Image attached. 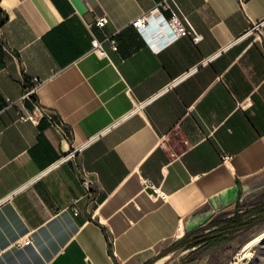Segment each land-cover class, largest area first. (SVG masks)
<instances>
[{
	"label": "crops",
	"instance_id": "crops-1",
	"mask_svg": "<svg viewBox=\"0 0 264 264\" xmlns=\"http://www.w3.org/2000/svg\"><path fill=\"white\" fill-rule=\"evenodd\" d=\"M161 1L0 0V264H143L264 189V0H174L201 39L158 48Z\"/></svg>",
	"mask_w": 264,
	"mask_h": 264
},
{
	"label": "built area",
	"instance_id": "built-area-1",
	"mask_svg": "<svg viewBox=\"0 0 264 264\" xmlns=\"http://www.w3.org/2000/svg\"><path fill=\"white\" fill-rule=\"evenodd\" d=\"M242 1V0H241ZM161 9H167L170 11V16L165 17L162 13ZM107 22L106 16L98 17L94 24L99 27L103 28V26ZM91 23L86 22V27L88 28L92 39L91 44L93 50L97 52L104 53V49L102 46L101 40H99L91 30ZM131 25L135 27L141 36L148 42L149 44H154L157 39L162 40V43L157 46L158 48H162L166 44L174 41L180 36L183 35H192V38L195 42L201 39V35L196 33L194 28L188 22L187 18L182 13L179 6L176 4L174 0H162L158 5L152 8L150 11L145 12L137 17H135L131 21ZM249 32L255 33L257 36L264 38V18L257 22H252L250 25ZM105 39H108V36L105 35ZM112 48L116 49L117 44L116 42L111 39L110 40ZM156 47V48H157ZM157 48V49H158ZM36 78L31 79V84L27 86L22 93V95L17 100L7 99L9 105H14L18 101H24L25 99H31L36 85ZM172 83L168 84L171 85ZM43 115L42 111L34 105L33 109L26 111L24 114L21 115V118L31 120L33 122L37 121ZM54 126L56 127L57 131L59 132L62 139L66 138V133L61 128L60 125L54 122ZM79 147L73 148L69 153L68 156H73ZM64 159V158H62ZM61 159V160H62ZM148 186L153 188L155 191L158 192L157 188L150 182H146ZM93 181L88 177L82 178V186L84 188V194L79 197H72L69 201V206L73 210V212H78V202L82 199L85 195L91 193Z\"/></svg>",
	"mask_w": 264,
	"mask_h": 264
},
{
	"label": "rangeland",
	"instance_id": "rangeland-1",
	"mask_svg": "<svg viewBox=\"0 0 264 264\" xmlns=\"http://www.w3.org/2000/svg\"><path fill=\"white\" fill-rule=\"evenodd\" d=\"M262 203H264V189L257 195H249L243 198L236 207L235 205L210 207L194 224L191 232L203 234L213 230L218 227L217 222L233 216L236 208L245 211L249 210L252 205ZM263 231L264 221H261L233 233L228 241L217 248L208 249L206 246H201L198 249L188 248L180 253L177 250L172 251L168 253L169 256L162 264H264V239L256 242L249 249L245 258L236 256L244 243Z\"/></svg>",
	"mask_w": 264,
	"mask_h": 264
},
{
	"label": "trees",
	"instance_id": "trees-1",
	"mask_svg": "<svg viewBox=\"0 0 264 264\" xmlns=\"http://www.w3.org/2000/svg\"><path fill=\"white\" fill-rule=\"evenodd\" d=\"M24 80L25 82H28L26 77ZM261 221H264V207H257L243 212H239V210L236 209L233 216L217 222V228L203 234L188 232L159 251L155 256L146 260L143 264H153V262L158 258L175 250H186L188 248L198 249L201 246H206L208 249L217 248L225 241H228L230 239V235L233 233L255 225Z\"/></svg>",
	"mask_w": 264,
	"mask_h": 264
},
{
	"label": "bare ground",
	"instance_id": "bare-ground-1",
	"mask_svg": "<svg viewBox=\"0 0 264 264\" xmlns=\"http://www.w3.org/2000/svg\"><path fill=\"white\" fill-rule=\"evenodd\" d=\"M262 239H264V231L261 232L260 234L256 235L255 237L251 238L246 243H244L242 248L237 252L236 256H239L240 258H245L247 256V254H248L249 249L256 242H258V241H260ZM168 256H169V254H166V255L162 256L161 258L157 259L156 262H154V264H162Z\"/></svg>",
	"mask_w": 264,
	"mask_h": 264
},
{
	"label": "water",
	"instance_id": "water-1",
	"mask_svg": "<svg viewBox=\"0 0 264 264\" xmlns=\"http://www.w3.org/2000/svg\"><path fill=\"white\" fill-rule=\"evenodd\" d=\"M182 251H184V250L183 249L178 250L179 253L182 252ZM154 262H156V260ZM154 262H153V264H154Z\"/></svg>",
	"mask_w": 264,
	"mask_h": 264
}]
</instances>
